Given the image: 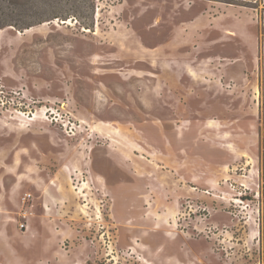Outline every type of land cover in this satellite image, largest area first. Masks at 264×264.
<instances>
[{
    "label": "rangeland",
    "instance_id": "374dc122",
    "mask_svg": "<svg viewBox=\"0 0 264 264\" xmlns=\"http://www.w3.org/2000/svg\"><path fill=\"white\" fill-rule=\"evenodd\" d=\"M3 4L0 264H264V0Z\"/></svg>",
    "mask_w": 264,
    "mask_h": 264
},
{
    "label": "trees",
    "instance_id": "16d2710c",
    "mask_svg": "<svg viewBox=\"0 0 264 264\" xmlns=\"http://www.w3.org/2000/svg\"><path fill=\"white\" fill-rule=\"evenodd\" d=\"M5 2H6V0H0V14L5 12V11L1 12V10H3V7H4L3 3H5ZM3 15H0V30L6 28L8 26H12L13 25L12 22L10 20H8L10 16H8L6 14H3ZM13 26L17 27L16 25H13ZM19 29H22V27L19 28Z\"/></svg>",
    "mask_w": 264,
    "mask_h": 264
},
{
    "label": "built area",
    "instance_id": "2783aa9c",
    "mask_svg": "<svg viewBox=\"0 0 264 264\" xmlns=\"http://www.w3.org/2000/svg\"><path fill=\"white\" fill-rule=\"evenodd\" d=\"M30 197V194H25L24 196H23V198H22V201H23V204H25L26 203V201H27V198H29ZM22 216H23V218L25 219L26 218V212H24L23 214H22ZM20 227L21 228H25V227H27V224L25 223V222H22V223H20Z\"/></svg>",
    "mask_w": 264,
    "mask_h": 264
},
{
    "label": "bare ground",
    "instance_id": "6f19581e",
    "mask_svg": "<svg viewBox=\"0 0 264 264\" xmlns=\"http://www.w3.org/2000/svg\"><path fill=\"white\" fill-rule=\"evenodd\" d=\"M20 114H22V113H20Z\"/></svg>",
    "mask_w": 264,
    "mask_h": 264
}]
</instances>
